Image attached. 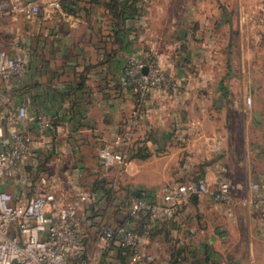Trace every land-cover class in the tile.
I'll return each instance as SVG.
<instances>
[{
    "label": "crops",
    "instance_id": "1",
    "mask_svg": "<svg viewBox=\"0 0 264 264\" xmlns=\"http://www.w3.org/2000/svg\"><path fill=\"white\" fill-rule=\"evenodd\" d=\"M188 1L191 13L194 2ZM196 1L201 12L199 29L190 30L192 25L187 29L189 20L170 16L165 26L155 31L153 26L144 27L142 12L126 20V27L120 32L122 41L116 45L112 22L101 4L88 1L77 4L76 14H72L73 26L63 18L50 22L20 19L28 27L26 39H13L8 51L12 55L24 54L27 71L22 80L11 82L9 88L0 86V102L22 103L31 114L56 115L54 129L45 134L28 124L35 134L33 146L41 149L51 146L69 158L72 167L77 164L79 169L89 168L84 170L87 175L96 174L100 168L99 147L113 140L136 103L134 92L121 86L125 61L131 57L142 59L156 51L175 87L170 92H151L142 106L135 140L144 144L148 157L129 160L119 170L105 172L101 168L106 188L118 189L117 202H111L113 211L107 214L112 218L116 211L111 225L128 219L117 213L116 203H123L119 208L127 214L132 198L143 196L150 202H159L168 184L186 181L203 172L211 187L218 178L228 180L237 204L228 206L198 195L172 220L148 226L146 213L131 220V226L140 234L141 248L154 256L150 264H264V216L254 205L241 201L243 197L264 199L262 190L251 187L252 183L264 182V163L258 160L262 149L257 144L246 146L247 159L252 164L243 169V162L234 163L242 171L226 163L223 152L203 156L212 144L221 149L227 140L226 119L232 115L229 104L244 101V94L237 96L230 81L208 78L212 67L208 64L211 55L208 49L215 35L223 36L224 28L217 31L208 27L214 21L208 15L212 0ZM237 4L236 18L231 20L229 10H225L218 13V24L230 22L231 26L241 21L263 24L264 0H248L247 4L238 0ZM164 30L168 39L175 40L167 44ZM18 40L23 48L18 47ZM194 40H199L203 48L197 49ZM181 47L186 53L179 56ZM198 53L205 58L197 69L199 74L191 64L184 63L186 56ZM45 54L51 58L48 62L41 59ZM234 167L240 173L235 181L230 179ZM92 168L97 169L92 172ZM94 192L97 199L105 200L104 192ZM98 208H82L79 212V219L86 226L88 246L92 250L97 246L98 253L102 251L109 256L110 264H118L117 250L96 236L95 225L107 212Z\"/></svg>",
    "mask_w": 264,
    "mask_h": 264
},
{
    "label": "built area",
    "instance_id": "2",
    "mask_svg": "<svg viewBox=\"0 0 264 264\" xmlns=\"http://www.w3.org/2000/svg\"><path fill=\"white\" fill-rule=\"evenodd\" d=\"M57 18H63L72 26L75 24L72 15L63 11L62 0H0V19L4 21L42 19L50 22ZM26 71L24 59L0 48V86L9 88L11 82L22 80ZM121 86L134 92L136 103L127 127L111 142H103L97 151V160L105 172L122 168L130 160L147 96L153 91L170 92L175 83L154 58L143 61L131 57L125 61ZM245 101L250 103L251 98L247 97ZM55 123L54 114H31L22 103L0 102V264H88V237L79 212L82 208L94 206L97 196L93 190L76 189L70 194L54 184L47 187L49 184L41 175L34 185V195L15 196L3 188L5 181L17 176L22 162L34 158L43 161L45 158L33 146L35 134L28 124H33L38 133L45 134L54 129ZM218 149L212 144L207 155ZM45 150L49 153L55 151L51 146ZM30 165L35 166L33 162ZM251 187L264 192V182L252 183ZM198 195L207 196L215 203L237 204L233 187L224 178H218L214 187L205 176L173 182L163 189L159 202H150L143 196L129 200L128 219L115 226L96 225V236L116 250L129 249V264H150L154 256L141 248L140 234L131 226V220L143 213L147 214L148 226L160 220H172L192 197ZM241 201L254 205L264 216V199L243 197Z\"/></svg>",
    "mask_w": 264,
    "mask_h": 264
},
{
    "label": "rangeland",
    "instance_id": "3",
    "mask_svg": "<svg viewBox=\"0 0 264 264\" xmlns=\"http://www.w3.org/2000/svg\"><path fill=\"white\" fill-rule=\"evenodd\" d=\"M143 1L144 5H141L143 8L141 13L143 12L142 16L145 18L143 19L145 28L149 25V28L153 26L155 31L161 30V28L165 26L166 21L170 16L177 17L180 21L189 20L187 29H189L191 25L192 26L190 30H196L200 28V23L198 20L201 12L199 4L196 0H193L194 10H191V13H189L190 8L188 6L190 5L188 4L190 1L188 0ZM218 1H211L212 7L209 8L210 12H208V15L213 16L214 21L209 23L208 27L212 26L213 29L217 31H222L224 28V32L222 34L223 36L221 37L216 35L214 36V39H212V43L210 44L211 49H208L210 51L208 52L211 54L208 64L212 66L210 68L212 71H209L210 73H208V78L211 80L213 79L232 82L233 86L236 88L235 92H237V96L241 97L244 94V101H240V103L237 104H229V109L232 113V115L226 119V131L229 136L228 138H224L227 140H224V144L222 145L221 149L217 150V152H223L222 155L225 159V162L230 166H235L237 169L242 171V168L238 167L236 164L243 162V169H245L247 164H252L251 162L249 163L250 160L247 159L248 153L245 149L247 145H251L253 147L254 144H257L258 147L262 149L263 152L260 153L258 160L262 164L264 163V24L247 21L231 23V26L229 24L230 22L218 24V13L223 11L225 12V10H229V18L231 20L236 18V13H238V0ZM242 1L246 4L248 2V0ZM218 3L220 4V7L218 6ZM223 5L226 8H222ZM241 9L242 8H240V10ZM243 10L242 14H244ZM25 23L26 22L24 20L20 19L16 20V22L0 21V48L8 50V46L12 43L13 39L16 40V38L20 37H22V39H26L25 36H27L26 33L28 27L25 25ZM163 32L165 33V42L167 44L169 41L175 40L168 39V33L166 30ZM17 42L18 47L23 48V45L21 46L19 43L20 41L18 40ZM193 44L197 47V49L203 48L202 44L200 45L199 40H194ZM180 51L182 53H179V56L180 54L186 53L182 47ZM22 55L24 54L14 56L17 58H24ZM201 57L202 56L199 53L194 56H189V58L186 56L184 63L191 64L192 68H196L195 73L199 74L197 69L203 65L202 62H205V58ZM147 58H154L162 70L168 75V73L163 69V64L161 63L156 51L147 53L143 56L142 60L145 61ZM41 59L47 62V59L51 60V58H49V56L46 54L43 55V58L41 57ZM168 76L173 79L170 75ZM247 97L251 98L250 103L245 101V98ZM234 107L237 108L235 109ZM45 149L46 148L41 149V147H38V150L40 151L39 154H43L45 157H47V164H42L39 158L25 160L22 162L17 176L5 181L3 183V188L15 196L34 195V185L37 182L38 176L41 175L45 178L44 180L47 181V184H49L47 187H52L50 185L54 184L56 187H61L67 193L71 194V192L76 189H89L93 184L92 182L91 185H89L90 181H95L101 177H104L103 172H101V165L98 169L99 171L96 172V174L90 173L87 175L84 170L89 168L84 167L79 169L77 164L75 167H72L71 162L68 161L69 158H65L63 153L61 154L60 152V155L58 150L49 153ZM217 152L216 154H218ZM216 154L213 156H216ZM203 156L210 157L212 155L208 154ZM30 162H33L35 166L30 165ZM93 169L96 170L97 168H92V172ZM237 169L235 168V170L232 171L230 179L233 181L240 178V173ZM115 170L119 169L116 168ZM93 175L96 177L93 178ZM90 176H92V178ZM2 186L3 185H1V187ZM114 189L116 191L118 190L116 186H114ZM98 200L96 201L101 203L99 208L103 207V210L107 212L104 213L97 225H100V227H106L107 225L113 226V224L111 225L110 222L116 211H114L112 218L111 215H107L112 213V207H114L113 203H109L107 200ZM114 201L117 202V198ZM121 204L123 203L118 205L116 203L115 209L117 210V213L127 216L125 210L119 208V205ZM113 222L114 220L112 223ZM88 255V264H103L102 259L104 257H106L105 264H110L109 256L104 254L102 251L98 253L97 246H95L93 250L89 247Z\"/></svg>",
    "mask_w": 264,
    "mask_h": 264
},
{
    "label": "trees",
    "instance_id": "4",
    "mask_svg": "<svg viewBox=\"0 0 264 264\" xmlns=\"http://www.w3.org/2000/svg\"><path fill=\"white\" fill-rule=\"evenodd\" d=\"M81 1H88L91 3L101 4L104 7L107 15H109L110 17V21L112 22L114 45L119 44L122 41L121 39L122 37H120V32L125 29L126 20L129 18H133L136 15H140L143 9L141 5H144L143 0H62L63 11L66 14H70V15L76 14L75 6H77V4H79ZM126 127L127 124H125L119 132H122ZM146 157H148L147 148L144 146L142 142L135 140L134 137L131 147L130 160L135 158L145 159ZM46 158L47 157H45L44 160L41 161L42 164H47ZM200 177H204L203 172H200L198 175H194L192 179L196 180ZM106 184H107L106 179L104 177H101L100 179L94 182L91 190L104 192L103 197L105 198V200H107V202L111 203L117 198L116 190L106 188ZM98 201L94 202L93 205L94 206L98 205L99 207L101 203ZM129 253H130L129 249H117L116 259L118 261V264H127L126 261L128 260Z\"/></svg>",
    "mask_w": 264,
    "mask_h": 264
}]
</instances>
